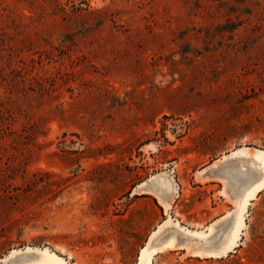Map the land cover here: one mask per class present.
Wrapping results in <instances>:
<instances>
[{"label":"rangeland","instance_id":"rangeland-1","mask_svg":"<svg viewBox=\"0 0 264 264\" xmlns=\"http://www.w3.org/2000/svg\"><path fill=\"white\" fill-rule=\"evenodd\" d=\"M0 264H264V0H0Z\"/></svg>","mask_w":264,"mask_h":264},{"label":"bare ground","instance_id":"bare-ground-1","mask_svg":"<svg viewBox=\"0 0 264 264\" xmlns=\"http://www.w3.org/2000/svg\"><path fill=\"white\" fill-rule=\"evenodd\" d=\"M262 186L260 187H256L254 190H252V192L248 195V196H252L253 194H255L257 191H259L260 189L262 190ZM251 199V198H250ZM248 200L247 197L246 199L242 202L241 204V207L239 209V213H238V218L235 222V225L233 227V240H232V243L230 246H228L227 248L229 249L231 246L235 245L236 243V240L239 238V233H240V230L244 224V212L246 211V207H247V204H248ZM193 232V231H192ZM195 232V231H194ZM152 233H155V230L152 232ZM222 234H224V231H222ZM195 235V234H193ZM226 248V250H227ZM231 249V248H230ZM55 257L61 261V258L57 255H55Z\"/></svg>","mask_w":264,"mask_h":264}]
</instances>
